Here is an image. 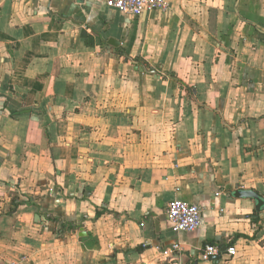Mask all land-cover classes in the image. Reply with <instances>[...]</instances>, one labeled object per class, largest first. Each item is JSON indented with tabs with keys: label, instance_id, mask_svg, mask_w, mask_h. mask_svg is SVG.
Listing matches in <instances>:
<instances>
[{
	"label": "crops",
	"instance_id": "crops-1",
	"mask_svg": "<svg viewBox=\"0 0 264 264\" xmlns=\"http://www.w3.org/2000/svg\"><path fill=\"white\" fill-rule=\"evenodd\" d=\"M166 1L0 0V264H264V0Z\"/></svg>",
	"mask_w": 264,
	"mask_h": 264
},
{
	"label": "built area",
	"instance_id": "built-area-1",
	"mask_svg": "<svg viewBox=\"0 0 264 264\" xmlns=\"http://www.w3.org/2000/svg\"><path fill=\"white\" fill-rule=\"evenodd\" d=\"M104 4L107 8L116 10L129 16H142L155 11L166 12L169 4L166 0H93ZM203 208L196 204H190L182 200H173L169 202L166 208V214L174 233H193L196 232L203 219ZM158 251L164 256L171 257L177 252H181L178 245H172L169 248ZM230 256H236L234 247L228 248ZM220 254V249L214 245H208L202 252L204 259H210ZM172 264H181L175 261Z\"/></svg>",
	"mask_w": 264,
	"mask_h": 264
},
{
	"label": "water",
	"instance_id": "water-1",
	"mask_svg": "<svg viewBox=\"0 0 264 264\" xmlns=\"http://www.w3.org/2000/svg\"><path fill=\"white\" fill-rule=\"evenodd\" d=\"M236 198H250L256 201L257 212H262L264 210V199L252 191L247 190H237L233 193ZM216 260L221 259L220 257L215 258Z\"/></svg>",
	"mask_w": 264,
	"mask_h": 264
}]
</instances>
